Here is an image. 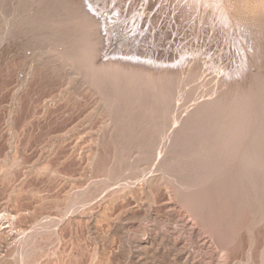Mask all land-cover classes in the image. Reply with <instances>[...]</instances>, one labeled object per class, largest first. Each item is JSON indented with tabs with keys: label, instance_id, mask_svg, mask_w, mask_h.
<instances>
[{
	"label": "rangeland",
	"instance_id": "1",
	"mask_svg": "<svg viewBox=\"0 0 264 264\" xmlns=\"http://www.w3.org/2000/svg\"><path fill=\"white\" fill-rule=\"evenodd\" d=\"M0 219V264H264V0H0Z\"/></svg>",
	"mask_w": 264,
	"mask_h": 264
},
{
	"label": "bare ground",
	"instance_id": "2",
	"mask_svg": "<svg viewBox=\"0 0 264 264\" xmlns=\"http://www.w3.org/2000/svg\"><path fill=\"white\" fill-rule=\"evenodd\" d=\"M191 1V0H190ZM197 1V0H196ZM185 2V1H184ZM209 3V2H208ZM185 4V3H184ZM211 4H212V1H211ZM186 5H187V2H186ZM188 6V5H187ZM190 7H193V6H190ZM195 9V8H194ZM216 13V12H215ZM210 14V13H209ZM88 30H89V27H88ZM98 52H99V47H97L96 49H95V62L97 61L96 59V57H98ZM99 59V58H98ZM97 65V64H96ZM101 65V64H100ZM109 65V64H108ZM104 66V65H103ZM138 66V65H137ZM167 66V65H166ZM174 66V65H173ZM135 67V66H134ZM126 69V68H125ZM150 70V69H149ZM149 70H147V71H149ZM123 72V71H122ZM126 72V71H125ZM158 72V71H157ZM150 73H151V71H150ZM212 73V72H211ZM158 75V74H157ZM178 78V77H177ZM229 195V194H228ZM195 196V195H194ZM193 196V197H194ZM253 196V195H252ZM188 197V196H187ZM232 198H233V196H232ZM186 199V198H185ZM202 199V198H201ZM249 199V198H248ZM198 198H188L187 200H186V205H192V206H194L195 208V210L197 211L196 212V217H197V223L199 222L200 223V225L199 226H201L203 229L205 228L206 229V232L208 233V235L209 236H203L204 234L202 233V236L200 235H198V237H199V239L197 240V243L199 244V248H202V249H206V248H211V247H213L214 246V244H213V246L212 245H210V243L211 242H213V243H215V241H218V240H222L223 239V241H225L226 239H224V238H226V232L225 233H223V231H221L219 228H218V226L219 225H217V223H216V221H215V219H214V212L213 213H211V211L210 212H207V209H205V207H204V205L198 200ZM244 200V199H243ZM202 202H204V201H202ZM226 203V202H225ZM107 207V206H106ZM193 208V207H192ZM210 208V207H209ZM222 208V207H221ZM220 209V208H219ZM234 210V209H233ZM215 211V210H214ZM220 216V215H219ZM224 217V216H223ZM221 218V217H220ZM217 219V218H216ZM3 220V219H2ZM193 220V219H192ZM188 221V220H187ZM232 221H234V220H232ZM5 223V222H4ZM196 224V223H195ZM2 225H3V223H2V221H1V219H0V235H7V234H3L4 232H5V230L6 229H4V227H2ZM222 225V224H221ZM197 226V225H196ZM194 227V226H193ZM188 228V227H187ZM199 229V228H198ZM8 230V229H7ZM200 230V229H199ZM189 231V230H188ZM191 231H192V229H191ZM202 231H204V230H202ZM201 231V232H202ZM200 232V231H199ZM200 232V233H201ZM199 233V234H200ZM206 234V233H205ZM231 234V233H230ZM247 235V234H246ZM252 235V234H251ZM191 237V236H190ZM208 237H210L209 239H211L210 241L208 240ZM252 237V236H251ZM250 239V238H249ZM252 240V239H251ZM60 241H62V240H60ZM177 241V240H176ZM13 242V241H12ZM210 242V243H209ZM254 242V241H253ZM20 243V242H19ZM60 243V242H59ZM194 243H195V241H194ZM224 243V242H223ZM251 243V242H250ZM198 244H196L197 246H198ZM194 245V244H193ZM217 245H220V244H218L217 243ZM223 246L225 245V244H222ZM221 245V247H223ZM227 247H228V245H226ZM251 246V245H250ZM12 247V246H11ZM20 247V246H19ZM192 247V246H191ZM227 247H226V249H227ZM217 248V247H216ZM218 249V248H217ZM24 250V249H23ZM17 251V250H16ZM199 252H200V250H199ZM248 252V251H247ZM20 253V252H19ZM23 253V252H22ZM197 253V252H196ZM228 253V252H227ZM248 253H250V251L248 252ZM246 254V253H245ZM226 255V254H225ZM171 256V255H170ZM193 256V252L192 251H189V252H186V253H184V255L183 256H180L181 257V260H183V262L184 263H186V264H190V258ZM259 256V255H258ZM27 257V256H26ZM195 257V256H194ZM209 257V256H208ZM4 258V257H3ZM24 258V257H23ZM5 259V258H4ZM3 259V260H4ZM192 259H194V258H192ZM218 259H220V257L218 258ZM248 259V258H247ZM251 259V258H250ZM249 259V260H250ZM2 260V264H6V262H4ZM195 260V259H194ZM197 260V259H196ZM197 262V261H196ZM214 262V261H213ZM259 262V261H258ZM203 263H205V262H203ZM224 263V262H223ZM238 263V262H237ZM96 264V263H95Z\"/></svg>",
	"mask_w": 264,
	"mask_h": 264
}]
</instances>
